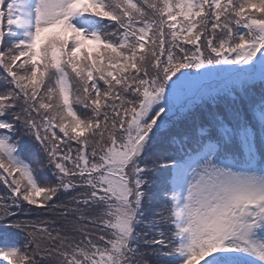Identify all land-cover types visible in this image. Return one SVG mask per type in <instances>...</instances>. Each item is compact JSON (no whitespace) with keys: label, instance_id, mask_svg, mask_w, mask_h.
Instances as JSON below:
<instances>
[{"label":"trees","instance_id":"1","mask_svg":"<svg viewBox=\"0 0 264 264\" xmlns=\"http://www.w3.org/2000/svg\"><path fill=\"white\" fill-rule=\"evenodd\" d=\"M13 1L0 0V264H254L262 207L241 188L202 206L197 189L264 181V0H74L36 47Z\"/></svg>","mask_w":264,"mask_h":264},{"label":"rangeland","instance_id":"2","mask_svg":"<svg viewBox=\"0 0 264 264\" xmlns=\"http://www.w3.org/2000/svg\"><path fill=\"white\" fill-rule=\"evenodd\" d=\"M73 2L74 0H14L10 4L11 26L16 29L18 37L36 45L42 32L57 29L61 22L69 18L75 9ZM237 188L245 191L239 196L241 200L247 202L253 199L257 202L256 208L262 207L264 211V194L256 196V191L264 189V181H250L242 177L230 178L228 175L220 174L211 175L199 182L197 189L199 203L202 206H207L210 202L221 204L226 200V195L232 194ZM245 239H249L247 244L251 250L253 245L260 249V246L253 242L254 239L249 237ZM260 245L264 249V244ZM253 257L258 261L256 254H253Z\"/></svg>","mask_w":264,"mask_h":264},{"label":"bare ground","instance_id":"3","mask_svg":"<svg viewBox=\"0 0 264 264\" xmlns=\"http://www.w3.org/2000/svg\"><path fill=\"white\" fill-rule=\"evenodd\" d=\"M175 196L174 200L177 205L178 223L183 229V243H186L185 229H184V213H183V190H184V170L180 167L175 169V177L173 180ZM257 256L264 262L263 258L259 253Z\"/></svg>","mask_w":264,"mask_h":264}]
</instances>
